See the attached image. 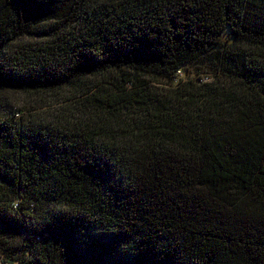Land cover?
Wrapping results in <instances>:
<instances>
[{
    "label": "trees",
    "instance_id": "16d2710c",
    "mask_svg": "<svg viewBox=\"0 0 264 264\" xmlns=\"http://www.w3.org/2000/svg\"><path fill=\"white\" fill-rule=\"evenodd\" d=\"M0 254L264 264V0H0Z\"/></svg>",
    "mask_w": 264,
    "mask_h": 264
},
{
    "label": "rangeland",
    "instance_id": "374dc122",
    "mask_svg": "<svg viewBox=\"0 0 264 264\" xmlns=\"http://www.w3.org/2000/svg\"><path fill=\"white\" fill-rule=\"evenodd\" d=\"M9 98H11L12 102L14 103V108H21L24 110L34 108V106L38 103V99H36L34 96L30 95L29 93L25 95L19 94L18 96L16 94H13L11 92H8ZM47 100V101H46ZM48 100L51 99H45L46 104H48ZM38 109V108H37ZM35 110L40 112L41 116H46L45 110H48L46 107H43L42 110ZM2 254H0V264H2Z\"/></svg>",
    "mask_w": 264,
    "mask_h": 264
}]
</instances>
